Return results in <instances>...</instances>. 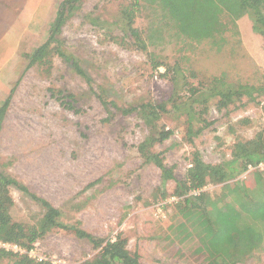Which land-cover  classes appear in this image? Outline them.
Listing matches in <instances>:
<instances>
[{
  "label": "rangeland",
  "instance_id": "374dc122",
  "mask_svg": "<svg viewBox=\"0 0 264 264\" xmlns=\"http://www.w3.org/2000/svg\"><path fill=\"white\" fill-rule=\"evenodd\" d=\"M61 1L0 0V105L15 86L0 130V171L59 209L65 224L76 223L98 238L121 234L128 250L138 252L141 264H208L191 221L175 209L179 199L172 194L175 181L166 182L167 195L162 197L159 168L144 163L137 151L148 127L137 115L121 110L167 103L170 112L161 115L158 125L174 133L152 149L174 167L177 179L195 150L209 163L229 160L234 143L264 131V93L251 101L243 97L220 110L211 100L203 114L209 124L190 137L184 106L174 109L170 99L177 95L179 101L186 99L181 88L185 79L196 84L223 76L233 85L264 88L263 38L253 32L247 15L236 21V27L229 26L219 42L169 39L166 29L153 28L149 35L154 44L147 43L146 51L155 53L163 66L152 70L146 52L121 29L120 10L131 0H82L60 38L64 49L91 76L93 94L59 57L47 73L36 65L26 68L25 54L46 40ZM91 18H96V24ZM148 21L149 14L143 10L133 25L145 31ZM166 66H173L168 76H158L156 71L164 72ZM174 71L179 73L178 82L170 80ZM52 92L72 94L78 110L62 106ZM100 93L111 103L108 109L96 97ZM196 119L193 130L200 126ZM258 167L264 171V162ZM252 169L238 177L247 185L252 184ZM221 186L209 183L204 190L218 193ZM10 195L15 202L14 220L32 224L41 216L40 206L27 194L11 186ZM38 250L77 264L94 258L100 248L55 229L38 241ZM14 260L0 257V264ZM237 264H264V250Z\"/></svg>",
  "mask_w": 264,
  "mask_h": 264
},
{
  "label": "trees",
  "instance_id": "16d2710c",
  "mask_svg": "<svg viewBox=\"0 0 264 264\" xmlns=\"http://www.w3.org/2000/svg\"><path fill=\"white\" fill-rule=\"evenodd\" d=\"M81 1L60 2L49 25L46 40L25 54L28 60L26 68L36 65L47 73L54 58L59 57L88 84L94 94L91 76L79 60L64 49V41L60 38L62 27L74 12L80 9ZM143 10L149 14L145 31L133 25L136 15ZM222 15H226L225 19ZM245 15L250 17L253 32L264 40V0H131L120 10L123 34L131 39L134 46L146 52L152 70L163 66L155 53L146 51L147 43L154 44L149 35L153 28L163 32L166 29L169 39H187L195 42L208 39L219 42L223 40L222 34L225 30L229 26L236 27V21ZM90 21L96 24V18H91ZM170 68L173 66H166L164 72H156L158 76L167 77ZM170 80L178 82L179 73L174 71ZM181 88L187 94L186 99L179 101L180 95L177 93V96H172L170 102L174 109H179L181 104L184 106L188 116L186 129L189 137L198 135L209 124L203 114L211 100H214L215 107L220 110L240 102L243 97H248L251 101L264 93V88L248 84L233 85L223 76H211L206 80H198L196 84L185 79ZM14 90L15 86L0 105V130ZM51 95H54L62 106L78 110L74 106L72 94L52 92ZM96 97L108 109L111 103L101 93ZM166 106L164 101L142 103L121 110L122 114L137 115L148 127V135L137 145V151L144 163H152L159 168V191L162 197L167 195L166 182L175 181L172 194L179 198L175 209L187 221H191L201 244L200 248L207 255L208 264L244 262L256 252L264 250V171L258 167L259 163L264 162V131L260 130L252 138L234 143L230 151L231 158L224 162H206L199 151H193L182 178L177 179L174 167L164 162L161 152L152 149L156 143L162 144L174 133L172 129L158 125L161 115L170 112ZM194 106L200 108L196 111ZM261 108L264 113V103ZM195 118L200 126L193 130L192 120ZM249 165L253 167L250 171L251 185H247L245 179L238 178L249 170ZM209 183L222 184L220 192L210 193L202 190L198 195L189 194L190 191L202 189ZM11 186L27 194L40 206L41 216L34 223L26 224L12 218L11 209L15 202L10 195ZM61 216L62 212L45 198L29 191L23 182L0 171V242L14 243L29 250L52 230L61 229L77 238L88 240L94 248H100L94 258L77 264H141L138 252L128 250L127 239L121 234L114 238H98L76 223L65 224ZM4 256L14 258L13 264L35 263L27 254L0 248V257Z\"/></svg>",
  "mask_w": 264,
  "mask_h": 264
},
{
  "label": "built area",
  "instance_id": "2783aa9c",
  "mask_svg": "<svg viewBox=\"0 0 264 264\" xmlns=\"http://www.w3.org/2000/svg\"><path fill=\"white\" fill-rule=\"evenodd\" d=\"M249 168H252V166L249 165ZM206 186H204L202 189H196L189 192L190 195H198L200 191L204 190ZM0 248L5 249L6 251H10L13 253H19V254H27L30 258H33L34 260L38 262H49L50 264H67L63 260H59L54 256H46L44 253L40 252L38 250V242H36L33 246V248L26 250L17 244L14 243H8V242H0Z\"/></svg>",
  "mask_w": 264,
  "mask_h": 264
}]
</instances>
